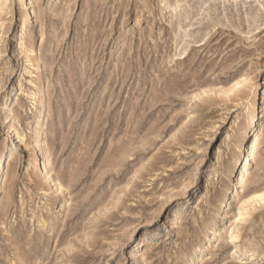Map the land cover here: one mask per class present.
<instances>
[{
	"label": "rangeland",
	"instance_id": "374dc122",
	"mask_svg": "<svg viewBox=\"0 0 264 264\" xmlns=\"http://www.w3.org/2000/svg\"><path fill=\"white\" fill-rule=\"evenodd\" d=\"M0 264H264V0H0Z\"/></svg>",
	"mask_w": 264,
	"mask_h": 264
},
{
	"label": "bare ground",
	"instance_id": "6f19581e",
	"mask_svg": "<svg viewBox=\"0 0 264 264\" xmlns=\"http://www.w3.org/2000/svg\"><path fill=\"white\" fill-rule=\"evenodd\" d=\"M40 132V131H39ZM39 132H38V134H39ZM40 135V134H39ZM254 143H255V136H253L252 135V137L251 138H249V140L247 141V146H251L252 144L254 145ZM252 145V146H253ZM44 155V154H43ZM42 155V156H43ZM245 159H247V154H246V157H245ZM46 165H47V161H46V159L44 158V157H42V168L40 169V170H42V169H46ZM241 167V170H240V172H239V174L238 175H236L237 177H236V180H235V182L233 183L234 184V187L235 188H237V187H239L240 185V183H241V181H242V176H241V171L242 172H244L245 170V164H243L242 166H240ZM237 191V190H236ZM15 263V262H14Z\"/></svg>",
	"mask_w": 264,
	"mask_h": 264
}]
</instances>
